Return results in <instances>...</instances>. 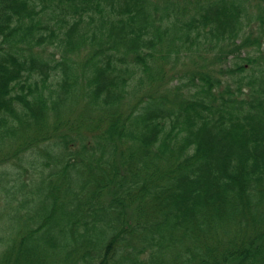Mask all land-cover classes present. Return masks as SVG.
<instances>
[{
    "label": "trees",
    "instance_id": "trees-1",
    "mask_svg": "<svg viewBox=\"0 0 264 264\" xmlns=\"http://www.w3.org/2000/svg\"><path fill=\"white\" fill-rule=\"evenodd\" d=\"M0 264H264V0H0Z\"/></svg>",
    "mask_w": 264,
    "mask_h": 264
}]
</instances>
